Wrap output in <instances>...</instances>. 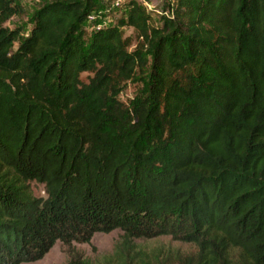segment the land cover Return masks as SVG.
Masks as SVG:
<instances>
[{"label":"trees","instance_id":"16d2710c","mask_svg":"<svg viewBox=\"0 0 264 264\" xmlns=\"http://www.w3.org/2000/svg\"><path fill=\"white\" fill-rule=\"evenodd\" d=\"M19 1L0 0V264L113 230L116 264L161 236L194 246L176 264H264V0H161L160 26L126 0L86 42L94 0L43 3L25 35Z\"/></svg>","mask_w":264,"mask_h":264},{"label":"rangeland","instance_id":"374dc122","mask_svg":"<svg viewBox=\"0 0 264 264\" xmlns=\"http://www.w3.org/2000/svg\"><path fill=\"white\" fill-rule=\"evenodd\" d=\"M52 0H20L19 6L24 9V13L21 16L10 19L5 26L9 29L20 28L25 35L29 29V18L31 14L38 9L43 3L51 2ZM113 1L107 2L105 0H94L96 9L94 12V21H84L81 26L83 30V40L90 37L91 33L95 30L97 25L102 27L114 26L117 19H124L126 11L119 6L114 7ZM143 5L146 11H150L151 24L154 26H160L159 12L161 11V0H152V2H146L145 0H136ZM173 0H164L166 3H172ZM146 3L149 9L143 4ZM158 6V8H156ZM155 7V8H154ZM120 32L123 37H128L130 44L127 48L128 51L132 50L136 42V33L129 27H122ZM90 74H80L81 82L85 83L87 77ZM140 90V82L136 78L133 82H127L121 91L118 99L122 103H127L138 91ZM28 188L31 195L34 198H45L43 186L35 182H29ZM121 231L113 230L107 234L95 233L92 235L88 243L72 242L69 246L55 242L51 249L43 256L42 259L24 264H66V262L73 256L77 255L86 260L89 264H116L115 260V247L121 241ZM133 250L129 253L133 256L136 251L140 256L135 255L131 259V263L134 264H176L177 261L185 255L191 254L195 251V248L191 244L181 243L170 239L167 236L156 237L152 239H138L132 240ZM138 254V255H139ZM142 260H139V259ZM142 261V262H141Z\"/></svg>","mask_w":264,"mask_h":264},{"label":"built area","instance_id":"2783aa9c","mask_svg":"<svg viewBox=\"0 0 264 264\" xmlns=\"http://www.w3.org/2000/svg\"><path fill=\"white\" fill-rule=\"evenodd\" d=\"M122 1H126V0H114V1H113V6H114V7H117V6L119 5V3H121ZM143 4L149 9V7H148V5H147L146 3H143ZM158 14H159V15H166L165 12H159ZM94 15H95L94 12L90 13V14L87 16L86 21L93 22V21H94ZM100 28H102V26H101V25H97V26L95 27V30H98V29H100Z\"/></svg>","mask_w":264,"mask_h":264}]
</instances>
